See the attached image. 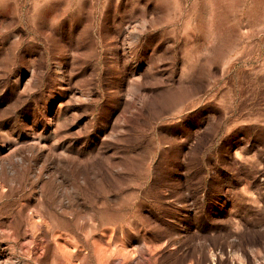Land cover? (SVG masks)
<instances>
[{"label": "rangeland", "instance_id": "374dc122", "mask_svg": "<svg viewBox=\"0 0 264 264\" xmlns=\"http://www.w3.org/2000/svg\"><path fill=\"white\" fill-rule=\"evenodd\" d=\"M0 264H264V0H0Z\"/></svg>", "mask_w": 264, "mask_h": 264}]
</instances>
